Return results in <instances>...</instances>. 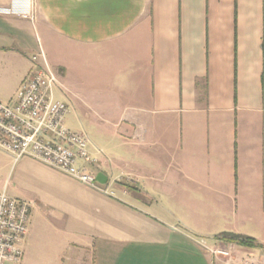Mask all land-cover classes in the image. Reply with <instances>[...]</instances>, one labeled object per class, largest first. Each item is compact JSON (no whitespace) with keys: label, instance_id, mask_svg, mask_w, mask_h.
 I'll return each mask as SVG.
<instances>
[{"label":"crops","instance_id":"0c3cea01","mask_svg":"<svg viewBox=\"0 0 264 264\" xmlns=\"http://www.w3.org/2000/svg\"><path fill=\"white\" fill-rule=\"evenodd\" d=\"M41 50L113 196L12 161L21 264H264V0H34L0 13V100Z\"/></svg>","mask_w":264,"mask_h":264},{"label":"built area","instance_id":"2783aa9c","mask_svg":"<svg viewBox=\"0 0 264 264\" xmlns=\"http://www.w3.org/2000/svg\"><path fill=\"white\" fill-rule=\"evenodd\" d=\"M33 11L34 0H11L9 7L0 9V13L22 17H31ZM31 61L32 68L15 100L11 103L0 100V149L12 157L14 164L29 158L113 196L108 183L97 180L100 162L90 152L91 140L87 133L66 126L70 107L56 97L58 73L49 66L42 50ZM31 211V202L0 192V264H21ZM202 246L221 264H237L230 258L232 247H208L204 240Z\"/></svg>","mask_w":264,"mask_h":264},{"label":"rangeland","instance_id":"374dc122","mask_svg":"<svg viewBox=\"0 0 264 264\" xmlns=\"http://www.w3.org/2000/svg\"><path fill=\"white\" fill-rule=\"evenodd\" d=\"M55 93H56V97L60 99L61 98L60 90L56 88ZM65 123L66 126L69 127L70 129L82 130V126L80 125V120L78 116H76L75 112L71 114L69 113L67 115L65 119ZM88 132L91 135L90 130ZM12 161H13L12 157L0 149V192L3 191V188H1V186L3 184H6L7 178L9 176L11 177L15 169V166L14 165L12 166ZM8 193L9 195L14 197L26 196V192L23 191L22 186L16 181L10 184V187L8 188Z\"/></svg>","mask_w":264,"mask_h":264},{"label":"trees","instance_id":"16d2710c","mask_svg":"<svg viewBox=\"0 0 264 264\" xmlns=\"http://www.w3.org/2000/svg\"><path fill=\"white\" fill-rule=\"evenodd\" d=\"M218 237L224 241L235 242L237 244L247 246V247H254L258 245L255 239H252L250 237H245L242 235H238V234H234V233L224 232V233H221Z\"/></svg>","mask_w":264,"mask_h":264},{"label":"water","instance_id":"95a60500","mask_svg":"<svg viewBox=\"0 0 264 264\" xmlns=\"http://www.w3.org/2000/svg\"><path fill=\"white\" fill-rule=\"evenodd\" d=\"M97 180L98 182H100L101 184H106L108 182V177L102 173V172H99L97 174Z\"/></svg>","mask_w":264,"mask_h":264}]
</instances>
